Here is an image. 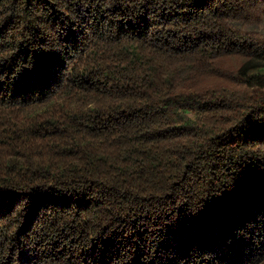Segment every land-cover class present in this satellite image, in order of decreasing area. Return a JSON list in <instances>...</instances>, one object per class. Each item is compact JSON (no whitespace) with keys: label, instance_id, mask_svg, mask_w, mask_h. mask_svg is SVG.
Wrapping results in <instances>:
<instances>
[{"label":"trees","instance_id":"obj_1","mask_svg":"<svg viewBox=\"0 0 264 264\" xmlns=\"http://www.w3.org/2000/svg\"><path fill=\"white\" fill-rule=\"evenodd\" d=\"M0 264H264V0H0Z\"/></svg>","mask_w":264,"mask_h":264}]
</instances>
